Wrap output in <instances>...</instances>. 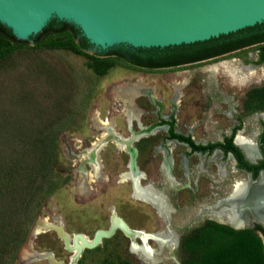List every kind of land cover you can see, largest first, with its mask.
<instances>
[{
  "label": "rangeland",
  "instance_id": "374dc122",
  "mask_svg": "<svg viewBox=\"0 0 264 264\" xmlns=\"http://www.w3.org/2000/svg\"><path fill=\"white\" fill-rule=\"evenodd\" d=\"M255 50L249 47L173 69H147L117 60L105 73L93 68L90 55L98 52L91 48L76 52L44 45L37 50L20 47L0 61V264H53L46 253L63 264H72L75 252L66 247L53 227L62 224L72 237L81 233L93 238L97 230L110 227L114 213L130 227L157 235V239L146 238L145 243L137 238L138 248L149 246L152 259L134 251L131 239L118 229L96 247L84 249L75 264H191L192 251L184 249L182 243L194 237L198 180L184 175L177 179L181 183L169 186L174 194L172 205L178 208L171 223L168 202V213H163L134 196L133 181L126 177L131 152L115 139H108L109 133L122 140L141 134L132 143L137 148V167L144 175L141 184L152 183L161 190L165 186L161 164L167 129L161 125L148 131L161 120L151 111H145L141 119H127L130 98L118 90L135 83L154 86L163 101L162 112L174 111L177 130L192 133L197 139L216 140L241 121L243 134L256 137L264 111L247 110L243 104L246 91L264 83V65L247 70ZM226 63L233 65L237 76L212 67ZM235 65L243 68V75ZM248 71L254 75L249 77ZM177 85L181 97L179 104H174ZM145 98L134 97L133 103L146 105ZM50 130L57 133L58 143L51 180L43 183L38 197L28 201L34 188L42 187V139ZM168 147L176 159L185 148L177 143ZM92 150L97 152V164L89 160ZM215 176L216 181L211 177L210 193L219 190V174ZM185 185L195 192L187 189L184 193L181 187ZM225 200L223 208L229 206ZM170 230L175 234L173 243H162L159 238L168 239Z\"/></svg>",
  "mask_w": 264,
  "mask_h": 264
},
{
  "label": "water",
  "instance_id": "95a60500",
  "mask_svg": "<svg viewBox=\"0 0 264 264\" xmlns=\"http://www.w3.org/2000/svg\"><path fill=\"white\" fill-rule=\"evenodd\" d=\"M54 18L74 24L97 52L120 46L165 48L210 40L264 23V0H0V22L27 43L22 47L25 50L38 49L33 36ZM109 57L112 61L124 60L113 54ZM109 134L108 139L122 142L120 136ZM140 135L134 134L126 141L132 154L130 166L137 167V148L132 143ZM53 228L66 247L75 252L72 264L84 249L96 247L118 229L132 243L137 242L136 231H143L134 230L116 213L108 229L97 230L89 239L81 233L72 237L62 224ZM46 254L53 264H63L52 253Z\"/></svg>",
  "mask_w": 264,
  "mask_h": 264
},
{
  "label": "flooded vegetation",
  "instance_id": "af4514ba",
  "mask_svg": "<svg viewBox=\"0 0 264 264\" xmlns=\"http://www.w3.org/2000/svg\"><path fill=\"white\" fill-rule=\"evenodd\" d=\"M263 44L264 42H260V43H256L253 45L236 48L234 50L223 52L220 54H215V55L209 54L208 56H201V58L200 57L195 58L196 60H193V61L178 62L176 64H174L175 62L172 60L167 62L169 64L164 63L163 61L148 62L152 64H146L147 66L132 63L130 61L128 62L137 67H142V68H147V69H156V70L173 69V68L183 66V65L198 63V62L211 60V59H217L219 57L228 55L230 53L236 52L241 49H247L249 47H256L255 55H254L255 57L253 58V55H252L253 59H250V62L248 63L251 66L249 67L246 66L248 67L247 70L252 71L254 70L255 67L259 65H264V58L262 56V53L260 52V49L258 48V46H261ZM100 56L104 57L108 55L100 54ZM137 59L139 60V58L135 57L131 61H135ZM235 66L237 67V69H239L238 71L242 73L241 75H243L244 74L242 72L243 68L239 65H235ZM251 71L246 72L249 75V77H252L254 75V73ZM132 86H140L141 89L138 92L131 94L129 90H127V88L132 87ZM263 86H264V83L255 84V85H252L246 91V94H245L246 98L243 102L244 107L246 106V103L249 101L247 98L248 92L255 87H263ZM174 88H175V91H174L172 100L174 104H179V99L181 97V89L179 85L175 86ZM118 92L121 95H127L130 98V101H128L130 102V108L128 109H132L133 113L132 115H129L128 110H127V112H125L127 119H141L140 116L145 111H151L156 114L155 119H161V120L151 125L152 127L150 126L148 128V131H151L157 126H161V125L166 126L167 132L164 136V144L166 145V147L162 148L163 149L162 150L163 159H162V164H161L164 170V174H165L164 175V178H165L164 185L165 186H163L162 189L160 190L156 188L152 183L145 184L146 186L142 185L141 179L144 175L138 169V167L137 169L139 170V173H140L139 183L141 184V186L151 187L155 189L161 194L162 199L164 200L166 206L168 202V205L170 207V213L167 214V217L169 218L170 223L172 222L171 220L174 221L172 213L174 214V212H177L178 208H177V205H175L176 206L175 208L172 205L173 204L172 198L174 197V194L170 192L169 186L173 187L174 184H176V182L181 183L177 179H181V178L183 179L184 175H186V177L193 175V176H196L198 180V183L196 184L199 186V192H198L199 195L197 196V198L195 197L196 203L199 209L196 213L198 219L196 221L197 224L194 227V231L192 232L194 234L193 238L197 242H201V236L206 235L210 232H213L216 229L215 227H213L214 225L229 226L237 230L251 229L254 233H256L262 238V236H264V222L258 217H256L250 209H247L245 211V216L243 213L242 218L244 216V222H243L244 224L239 226L238 228L234 227V225L230 223L227 218L218 217V215H216L215 212H218L220 211L221 208L227 206L221 203L232 193L236 184L243 182V183H248L251 186H256L261 181L264 180V121H263L261 130L258 133H256L257 135L256 137L248 136L252 138V139L249 138L250 140L247 139L248 138L246 137L247 135L243 134V125H242L243 122L242 121L238 123L237 125H235L229 133L222 134L216 140L212 138H207L205 140L201 138L197 139L194 135H192V133H185V132H181L177 130L176 121H175L177 117L173 114L174 111L171 113L162 112V109L164 107L163 101L157 95V89L154 86H143L141 83H135L132 85H125L123 87H120ZM134 97L135 98L146 97L145 98L146 105L139 106L141 104L137 101L133 103ZM153 106L156 107V109H152ZM258 111H264V110H258ZM171 122H174L175 132L178 133L179 135H176L170 131ZM239 135H244V138L246 137L245 139L252 141L254 143V151H255L254 157L249 156L248 153L245 151V149L238 143L237 140H238ZM171 143H177L179 145L185 146V148L182 149L181 151L180 158L176 159L174 155L170 153L171 149L168 147V145H170ZM233 145L237 146V148L234 147ZM166 159L168 160V167L164 166V161ZM131 160H132V154H131L129 164H128L130 170L127 174H129L130 171L132 170V165L130 166ZM191 167L193 168L194 174L192 173ZM179 168L182 170V172ZM217 172L219 174V178L217 180V182H219V190L210 193V187L212 184L211 177H214L215 178L214 181H216L217 177L215 175H218ZM133 187H134V182H133ZM181 188L183 189L184 193L187 192V189L193 190V187L191 188V186H188V185L187 186L185 185V187L183 186ZM200 188L202 189V191L200 190ZM145 201L149 202L150 205L154 206V209L157 208V206L154 205L152 202L148 200H145ZM262 202H263V206L261 207L262 208V218L264 219V200H262ZM165 213H168V207H167V212ZM151 234L153 233L145 232L146 236L147 235L150 236ZM184 235H187V234H184ZM156 236H157L156 234L155 235L153 234L152 237H146V238L147 239H157ZM138 238H140L142 242L145 243V239H143L140 236H138ZM186 240L187 239L183 240L182 247L187 250V248L184 246ZM136 245L138 246V243H136ZM132 249H133V245H132ZM189 262H191V260H189ZM196 263L198 264V263H203V262L197 261V262H192L191 264H196Z\"/></svg>",
  "mask_w": 264,
  "mask_h": 264
},
{
  "label": "trees",
  "instance_id": "16d2710c",
  "mask_svg": "<svg viewBox=\"0 0 264 264\" xmlns=\"http://www.w3.org/2000/svg\"><path fill=\"white\" fill-rule=\"evenodd\" d=\"M64 35H67L64 37ZM35 45H44L48 48L68 49L72 51H84L93 47L91 43L82 35L79 28L66 21L52 19L42 32L33 36ZM264 42V23L241 29L210 40L200 41L190 44L169 46L165 48H131L120 46L106 51H98V55H90L94 59L93 68L98 73H105L113 62L110 55L120 59L130 61L139 65L147 66L148 62L163 61L167 63L172 60L178 62H189L201 56L215 55L231 51L243 46ZM27 43L18 39L11 28L0 22V61H3L14 52L15 49L24 47ZM264 58V44L258 46ZM109 52L108 56L101 57L100 54ZM211 56V55H210ZM139 60L131 61L134 58ZM263 60V59H262ZM169 64V63H167ZM247 110H264V86L255 87L247 94ZM161 124V123H159ZM152 127V126H151ZM171 132H175L174 122H171ZM44 152L40 159L41 171L43 174L42 187L34 188L29 196L33 200L38 197L43 183L51 180L49 173L53 169L52 163L56 154L57 133L54 130L44 134L42 139ZM234 146V145H233ZM237 148V146H234ZM1 183L3 175H0ZM6 179V178H4ZM53 186V183L52 185ZM52 188V187H51ZM31 203L26 205L28 217L32 214ZM216 229L206 235L201 236V242H197L193 237L187 238L185 247L192 251L191 263L201 261L198 264H264V243L262 238L251 229H234L229 226L214 225ZM26 237V236H25ZM17 241L16 248L24 242ZM197 264V263H196Z\"/></svg>",
  "mask_w": 264,
  "mask_h": 264
},
{
  "label": "bare ground",
  "instance_id": "6f19581e",
  "mask_svg": "<svg viewBox=\"0 0 264 264\" xmlns=\"http://www.w3.org/2000/svg\"><path fill=\"white\" fill-rule=\"evenodd\" d=\"M212 67L215 70L224 69L228 73L230 72L233 73L234 76H237L234 71L233 65L226 63L221 65L218 64L216 66L213 65ZM140 89H141L140 86H132L127 88V90H129L131 94L138 92ZM132 113H133L132 109H129L128 114L132 115ZM110 132L113 133L112 131ZM128 140L131 139L122 140L121 145L127 147L126 141ZM237 141L245 149V151L248 153L249 156L254 157L255 151H254V143L252 141L245 139L242 135L238 136ZM96 153L97 152L94 150H92L89 153L90 156L89 159L93 161L95 164H97V159H98V155ZM164 166L168 167L167 159L164 161ZM139 176H140L139 170L137 169V167L132 165V170L130 171L129 174L126 175V177L134 182L135 197L143 200H148L152 202L154 205H156L161 212L163 213L167 212V206H165L166 204L162 199L161 194L151 187L141 186V184L139 183V178H140ZM262 200H264V180L261 181L258 185L252 187L246 183H238L234 187L231 195L225 200L229 203V206L227 208H222L220 211L215 213L220 218H227L229 222L232 223L233 225L241 226L243 224L242 215L244 213V209L248 208L252 211V213L256 217H258L264 222V219L262 218V208H261L263 206ZM140 232L136 231L137 237L136 240L134 241H137L138 236L142 237L143 239L149 237L148 235L147 236L145 235V232L143 231ZM174 238L175 236L172 233H169L168 239L166 240H163L162 238L159 239L162 241V243L168 244V243H173ZM136 243L133 242V250L140 253L145 259H151L152 253L151 250L146 246V244L138 248V246H136Z\"/></svg>",
  "mask_w": 264,
  "mask_h": 264
}]
</instances>
